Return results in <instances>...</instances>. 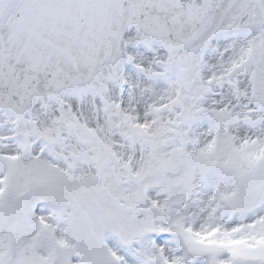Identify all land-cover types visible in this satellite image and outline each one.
<instances>
[{"label": "snow or ice", "instance_id": "1", "mask_svg": "<svg viewBox=\"0 0 264 264\" xmlns=\"http://www.w3.org/2000/svg\"><path fill=\"white\" fill-rule=\"evenodd\" d=\"M0 264H264V0H0Z\"/></svg>", "mask_w": 264, "mask_h": 264}]
</instances>
